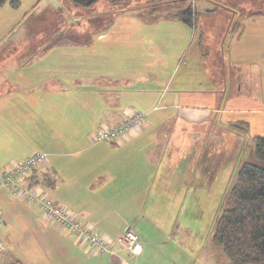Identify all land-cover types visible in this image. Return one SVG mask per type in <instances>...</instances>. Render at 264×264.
Returning a JSON list of instances; mask_svg holds the SVG:
<instances>
[{
  "label": "crops",
  "instance_id": "crops-1",
  "mask_svg": "<svg viewBox=\"0 0 264 264\" xmlns=\"http://www.w3.org/2000/svg\"><path fill=\"white\" fill-rule=\"evenodd\" d=\"M197 1L188 0L195 11ZM172 3L177 2L170 0L160 2L157 8L153 6V14H158L160 8L164 13L166 8L174 5ZM199 3L201 10L196 13L201 33H204L203 29L213 28L211 34L214 37L209 40L210 47L207 46L211 55L206 53V56L219 61L220 66L216 69L218 83L215 89L206 90L214 94L208 98L205 89H189L187 74L170 87L175 70L171 65L173 58H169L170 45L177 42L174 46L179 47L187 43L193 28L162 15L153 19L156 26L153 30L141 28L138 26L144 20V9L141 8L147 5H140L138 11L128 7L115 12L103 3V14L96 18L89 14L86 18L95 22V28L91 30L94 33L92 41L79 43L74 31L69 34L68 40L64 36V40L31 47L30 50L39 48V51H34L33 57L20 63L17 60L24 51L22 41H19L17 51H9L8 48L15 45L13 40H0V106L3 112L6 109L5 113L12 112L13 117L20 115L31 122L28 124L38 145V148H28L19 156L8 158L0 172L13 162L39 151L48 154L47 170L61 176V169L65 171L67 168L68 172L74 173V181V177H80L81 165L91 161L88 166L93 171H103L95 175L101 180L98 184L86 178L81 186L88 195L97 191L96 197L83 196L76 201L70 197L69 205L63 200L64 191L72 192L74 183L73 187L61 192L60 186H56L57 181L52 191L45 187L49 197L56 203L69 206L92 227L98 228V232L104 235L102 231H105L114 236L113 239L108 236L113 242L126 228L133 229L139 236L138 252L114 242L113 250L97 253L72 235L68 228L44 219L37 207L31 204L41 222L35 226L43 233V239L49 241L42 243L45 250H39L41 258L32 253L35 249L29 251V264H228L221 248L213 245L204 235L197 236L192 227L195 225L187 221L188 209L195 207L189 199L192 189L184 186L186 175H181L183 177L177 181V187L168 185L167 176L178 177L168 164L171 170L164 169L161 174L163 185L156 186L154 183L163 162L168 161V155L171 157L170 146H176L177 154L183 160L188 157L189 147L193 157L200 158L199 145L204 142L205 136L191 137L184 132L204 122L213 123V112H217L222 104L221 121L225 126L234 125V128L247 131L249 126L259 125L264 119V0H199ZM244 4L258 8L250 16L246 14L240 18L239 8H243ZM112 16L113 25L109 23ZM102 19L106 20L104 25H100ZM232 19L238 21L234 32L230 27ZM13 23L14 20L6 16L0 18V38L13 28ZM160 39L162 48H167V51L156 49ZM144 42L153 44V53L133 59L130 61L132 64L126 66L117 64L118 61L110 63L109 52L114 45L134 47L137 53L143 52ZM227 70H230L228 78ZM127 93L142 94L143 103L140 101L142 98L136 100L142 105H134L130 97L127 99ZM3 99L6 100L4 103ZM47 104L50 106L46 107ZM135 111L145 113L146 119L119 144L91 142L95 129L117 124ZM159 111L162 114L156 119L153 116ZM165 114L173 121L164 124L167 119ZM19 126L18 121L11 124L8 135L0 137L1 147H21V133L24 132L21 130L15 139ZM164 126L167 131L163 130ZM58 140L62 143L60 148L55 146ZM40 145L45 148H40ZM98 145L100 148L87 154ZM117 153L124 154V157ZM124 161H128L129 165L133 162L130 166L132 177L127 182L122 181L129 167L123 164ZM183 169L184 164H179L178 170ZM87 170L82 172V177L86 176ZM144 177L146 179L143 180ZM152 189L153 200L146 204L144 196ZM75 190L80 193L79 183ZM172 193L176 194L175 203ZM19 201L25 202L22 199ZM145 207L148 212H144ZM166 210L172 211L168 213ZM145 220L150 225L145 224ZM18 264L27 262L18 261Z\"/></svg>",
  "mask_w": 264,
  "mask_h": 264
},
{
  "label": "rangeland",
  "instance_id": "rangeland-1",
  "mask_svg": "<svg viewBox=\"0 0 264 264\" xmlns=\"http://www.w3.org/2000/svg\"><path fill=\"white\" fill-rule=\"evenodd\" d=\"M37 1L38 0H19L20 4L18 8H13L9 4H5L4 6L0 7V9L2 10H0L2 12L0 17L1 19L6 16V18H11L14 20L13 28L9 30L7 34L3 36L1 35L2 38H0V40H13L15 45L13 46V48H11L10 46L8 48L9 51H17L16 48L19 41H22V43L24 44V54L22 52L17 60V62L19 63L24 62L25 59H30L31 57H33L35 55L34 51H39V48L35 49L34 51L30 50L31 47L37 45V47H39V44L42 45L48 42H55L56 40H64V36H66L65 38L68 40L69 34H73L74 31L77 32L76 35H78L79 43H88L92 41L94 33L92 34L91 30L95 28V26H93L95 22H92L91 18H86L89 17V14H93L95 18L100 16L104 12L101 10L103 8L102 5L105 6V4H103L105 3V1H101L103 3H96L94 7L92 6L89 8L79 7L70 0ZM137 1L142 5L145 4L147 0ZM175 2H177L175 3L176 5L174 3L172 4L181 8H185L188 5V0H175ZM197 3L198 4L196 6V11L198 12L199 10H201V8L199 7V0L197 1ZM136 5L137 4H135V2H131L129 7L136 8ZM244 5L245 6H242L243 8H239L243 12H252L256 8H258L254 6H247V4ZM150 7L151 6L147 5L141 8L144 9L143 12L147 14V16L146 18H143L146 21L142 20L143 23L138 24V26H140L141 28H147V30H153V26L154 28L156 27L155 25H153V19L159 17V14L157 13H151L148 15ZM171 8L172 7H168L166 9ZM135 10L138 11L137 8ZM90 11L94 13H91ZM139 15L141 16V12H139ZM137 17L139 16L137 15ZM113 18L114 17L112 16L109 22L112 23V25V21H114ZM105 23L106 20L102 19L100 25H104ZM199 27L200 22L199 20H197L195 27H192L193 29H190V36L187 43L181 44L179 47L174 46L177 45V42L173 45H170V47L172 48L169 51V53L171 54L169 58H173L171 65L175 69L172 73L174 76L170 83V87L174 85V83H178L180 81V77L182 75L186 76V74L188 75L186 81L188 82V87L190 90L205 89V91H212L215 89L216 83H218L216 77L218 72H216V69L220 68V66L218 65L219 61L212 60V57H209L211 55V51L207 48V46L210 47V38L214 37L212 35L213 28L211 29L210 27H208L206 29H203L204 33H201ZM200 34L201 36H203L202 39L200 38ZM143 46L145 47L143 48V52L135 53L134 47L129 48L125 45H114L109 52V61L110 63H117L118 61L117 64L126 66L132 64L130 61L133 59L144 58L147 55L153 53V44L151 45V43L149 42H144ZM156 49L159 51H167V48H162L161 39L159 40ZM206 53H208V57L206 56ZM225 65L227 69H230L228 63H225ZM229 72L228 70L226 71V77ZM208 91H206L207 98L210 95H214L212 92ZM126 97L127 99L128 97H130L134 105L137 104L140 106L144 101L142 94L139 93H127ZM197 97L200 98V95H198ZM203 97L204 95L201 98ZM140 98H142V100H140ZM48 99L51 100V98ZM8 100H11V97H8ZM136 100H140L142 103L138 104L136 103ZM5 101L6 100L3 99V103ZM58 102L61 103L64 101ZM49 106L50 104L46 105V107ZM223 108L224 105L222 104L217 112H213L214 117L212 121L214 124L210 122H204L203 124L196 125L193 127V129L184 132L189 134V136L191 137H197L199 135L205 136L204 142L199 145V148L201 150L200 158H194L192 154V148L189 147V151L187 152L188 157L186 160H183L178 156L176 146H170L171 157L169 158L168 155V161L163 162L158 175L155 177L154 183V185L156 186L163 185L161 181V174L162 172H164V169L171 170L169 165L172 167L173 172H175L178 177H174L172 175L167 176L165 179L168 180V185L177 187V181H179V178L183 177L181 175H186L184 177V186H188L190 190L192 189L190 191L189 199L194 202L195 207L193 209H188L189 217L187 221H189L190 225H195L192 227L197 236L202 234L208 240L211 239L215 218L220 210L223 198L228 191V188L230 187V179L234 177V172L243 161L253 160L252 138L256 135H264V119H261L259 125L249 126L247 131L239 130V134L228 130L229 125L225 126V124L221 121ZM3 111V107L0 106V137L2 136L4 138L6 135H8L7 133L9 127L15 121H18L20 123L18 130H16L15 139L17 135L19 137L21 130L24 133H21V147H17L15 145V148L13 147L12 149H9L5 146L1 147L0 145V168L4 165L8 158L15 155L19 156L20 153H23V151H27L28 148H38V145H36V140H33L32 137V128L31 126H29L31 122L28 119L21 117L20 115L13 117L12 112H9L10 114L5 113L7 112L6 109L5 112ZM161 114L162 112L159 111V114L153 117L157 119ZM164 117L167 118L164 124L173 121V119H171L166 114L164 115ZM61 120L62 117L59 122H61ZM24 121H26V123ZM143 123L144 122H141L140 126H142ZM163 130L167 131L165 126ZM154 139L155 135L153 140ZM56 142L57 143H55V146L57 148H60L62 146V143H60L59 140ZM39 147L45 148L41 145ZM96 148H100V145L90 149L87 154H91ZM116 155L124 157V154L121 153H117ZM66 162L70 163L69 161H67V159ZM181 163L184 164V169L182 171L178 170V166ZM91 164V161H85L81 165L82 167H80V177H74V181H72V175H74V173L68 172L67 168H65V171L64 169H61V176L55 172H52V177H54L55 183L57 181L56 186H60L59 191L61 192H63L70 186L73 187V183V188L77 189L79 183L80 193H77L75 189H73L72 192L64 191L63 200L69 203V205H71V202L69 200L70 197L72 199H75L76 201L79 197L83 196L86 198H88V196H91L90 198H94L97 196V191L94 190L92 191L91 195H88L81 186V183L85 184L83 180L86 178L96 181L98 182V184V180H101L100 177H96L95 175H98L103 171L99 172V169H96V172L93 171V169L88 166ZM123 164L128 166L129 162L124 161ZM132 164L133 162H131V164L129 165L126 177L122 180L123 182H127L132 177V174L130 173V166ZM8 167L10 168V166ZM85 170H87L85 172L86 176L82 177V172H84ZM144 179H146V177H144L143 180ZM25 181L28 182L27 179H25ZM53 186L47 187L49 191L53 190ZM144 197V201L146 202V204L152 201L153 189L152 191L150 190L148 193H146ZM172 199L173 203H175V193H172ZM51 200L53 202L55 201L52 198ZM24 201L26 203L20 202L17 197L11 198V196L8 194V187H0V209L2 211L3 217L0 239L4 244V250L2 251V253H0L1 264H5L6 262H9L10 264H18V261H26L27 264H29V251L31 249H35L32 253H34L37 258H41L39 250H45L42 247V243L47 239H43V233L41 232V230L37 229V226H35L36 224H41V222L38 219V216L35 214L34 208L31 206V204L26 200ZM65 206L69 208V206ZM37 209L43 217L40 209ZM148 210L149 209L145 207L144 212H148ZM166 211L170 213L172 210ZM174 211L176 213L177 208L174 209ZM144 223L150 225L146 220L144 221ZM94 228L95 227H93V229ZM94 230L97 231L98 228H95ZM102 232L104 233L105 237L109 238L108 236H110L113 239L114 236H112L111 234L108 235L105 233V231ZM114 242H117V244H119L117 238Z\"/></svg>",
  "mask_w": 264,
  "mask_h": 264
},
{
  "label": "trees",
  "instance_id": "trees-1",
  "mask_svg": "<svg viewBox=\"0 0 264 264\" xmlns=\"http://www.w3.org/2000/svg\"><path fill=\"white\" fill-rule=\"evenodd\" d=\"M70 1L79 7L86 8L105 1V4L115 12L124 11L131 2H135L137 7L141 5L137 0ZM165 1L169 0H147L142 5L151 6L149 15L153 13V6L157 8L160 2ZM5 4L18 8L20 2L19 0H0V7ZM170 7L172 8L165 9L164 13L160 8L158 14L195 27L197 13L191 4L185 8L175 5ZM241 12L240 18L254 13L253 11ZM142 14L146 18L147 14L144 12ZM236 25L238 21L231 20L230 27L233 32L236 30ZM200 38L202 39L203 36L200 35ZM229 130L239 134V130L245 129L229 125ZM252 146L253 160L243 161L234 172V177L230 179V187L215 218L211 239H207L221 248L228 264H264V135L254 136ZM26 179L30 185L39 183L46 188L55 183L52 171L45 167L32 170Z\"/></svg>",
  "mask_w": 264,
  "mask_h": 264
},
{
  "label": "built area",
  "instance_id": "built-area-1",
  "mask_svg": "<svg viewBox=\"0 0 264 264\" xmlns=\"http://www.w3.org/2000/svg\"><path fill=\"white\" fill-rule=\"evenodd\" d=\"M146 114L142 112H131L125 119L117 124L102 125L91 134L93 144L106 142L119 144L140 127L144 122ZM48 154L45 152H32L24 159L15 161L0 172V187H8L11 198L26 200L35 205L43 214L44 219L60 224L68 228L72 235L83 240L87 247L97 253L113 250L114 242L95 231L92 225L82 216L73 212L61 203L51 200L48 191L41 184L30 185L25 181L28 174L34 170L45 167ZM3 225L2 211L0 209V232ZM118 243L132 252L140 250L139 236L131 228H126L122 235L117 238ZM4 244L0 239V251Z\"/></svg>",
  "mask_w": 264,
  "mask_h": 264
}]
</instances>
